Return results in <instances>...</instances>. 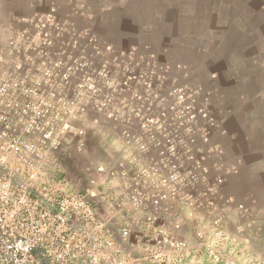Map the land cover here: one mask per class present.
Here are the masks:
<instances>
[{"label":"crops","instance_id":"obj_1","mask_svg":"<svg viewBox=\"0 0 264 264\" xmlns=\"http://www.w3.org/2000/svg\"><path fill=\"white\" fill-rule=\"evenodd\" d=\"M86 53L109 69L114 85L98 83L95 97L82 103L76 127L86 130L84 157L97 155L105 164L125 159L121 132L125 122L136 124L144 103L156 100L157 111L175 122L191 103L180 93L197 91L196 103L210 119L199 128L208 140L191 147L206 173L197 186L200 207L179 211L176 232L191 241L197 221L211 228L218 219L232 237L233 264H258L264 253V0H0L1 55H22L41 71L63 55ZM131 74L137 79L128 81ZM100 100H108L106 107H95ZM78 141L73 128L62 150L82 164ZM113 187L129 190L123 178ZM183 264L214 263L201 256Z\"/></svg>","mask_w":264,"mask_h":264},{"label":"built area","instance_id":"obj_2","mask_svg":"<svg viewBox=\"0 0 264 264\" xmlns=\"http://www.w3.org/2000/svg\"><path fill=\"white\" fill-rule=\"evenodd\" d=\"M100 82L114 85L87 53L63 55L41 71L22 55L0 54V264H183L201 256L233 264L232 237L218 219L211 228L197 221L191 241L176 232L179 211L201 205L197 186L206 169L191 143L207 142L199 128L210 119L196 103L199 93H180L191 103L175 122L156 100L144 103L136 124L125 122L121 132L129 155L84 167L61 141L75 128L82 152L87 134L76 124ZM122 178L129 190L119 193L113 181Z\"/></svg>","mask_w":264,"mask_h":264},{"label":"rangeland","instance_id":"obj_3","mask_svg":"<svg viewBox=\"0 0 264 264\" xmlns=\"http://www.w3.org/2000/svg\"><path fill=\"white\" fill-rule=\"evenodd\" d=\"M77 151V150H76ZM75 152V150H74ZM77 154L79 156V159H81L82 164L84 165V167L88 166L89 164H91V162H99L100 164H105L102 160H100L97 155L93 156L92 159H88L87 157H84L85 153H81L77 151ZM107 165V164H106ZM83 173L85 174V169H83Z\"/></svg>","mask_w":264,"mask_h":264}]
</instances>
